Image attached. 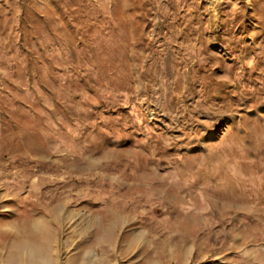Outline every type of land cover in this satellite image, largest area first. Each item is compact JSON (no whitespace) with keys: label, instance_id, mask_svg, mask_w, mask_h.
Segmentation results:
<instances>
[{"label":"rangeland","instance_id":"374dc122","mask_svg":"<svg viewBox=\"0 0 264 264\" xmlns=\"http://www.w3.org/2000/svg\"><path fill=\"white\" fill-rule=\"evenodd\" d=\"M0 264H264V0H0Z\"/></svg>","mask_w":264,"mask_h":264}]
</instances>
